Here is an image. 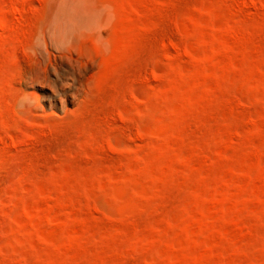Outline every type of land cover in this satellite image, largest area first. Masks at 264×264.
Masks as SVG:
<instances>
[{"label":"rangeland","instance_id":"rangeland-1","mask_svg":"<svg viewBox=\"0 0 264 264\" xmlns=\"http://www.w3.org/2000/svg\"><path fill=\"white\" fill-rule=\"evenodd\" d=\"M0 264H264V0H0Z\"/></svg>","mask_w":264,"mask_h":264}]
</instances>
